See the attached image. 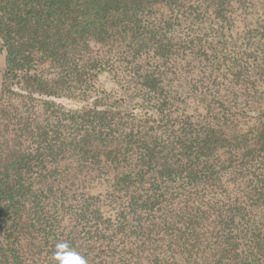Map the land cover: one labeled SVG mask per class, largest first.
Wrapping results in <instances>:
<instances>
[{
    "label": "trees",
    "instance_id": "trees-1",
    "mask_svg": "<svg viewBox=\"0 0 264 264\" xmlns=\"http://www.w3.org/2000/svg\"><path fill=\"white\" fill-rule=\"evenodd\" d=\"M60 244L264 264V0H0V264Z\"/></svg>",
    "mask_w": 264,
    "mask_h": 264
},
{
    "label": "clouds",
    "instance_id": "clouds-1",
    "mask_svg": "<svg viewBox=\"0 0 264 264\" xmlns=\"http://www.w3.org/2000/svg\"><path fill=\"white\" fill-rule=\"evenodd\" d=\"M57 259L58 264H85L82 258L66 250V245L63 244L57 246Z\"/></svg>",
    "mask_w": 264,
    "mask_h": 264
},
{
    "label": "rangeland",
    "instance_id": "rangeland-1",
    "mask_svg": "<svg viewBox=\"0 0 264 264\" xmlns=\"http://www.w3.org/2000/svg\"><path fill=\"white\" fill-rule=\"evenodd\" d=\"M99 83H100V85L105 83L106 86H108V87L112 86V84L108 81V76H106V75H102L100 77ZM61 102L66 104L67 106H75V103L71 102V101L62 100ZM81 105H83V103H81Z\"/></svg>",
    "mask_w": 264,
    "mask_h": 264
}]
</instances>
